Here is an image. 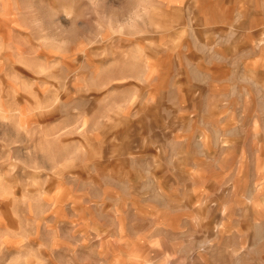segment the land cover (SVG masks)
<instances>
[{"label":"rangeland","instance_id":"374dc122","mask_svg":"<svg viewBox=\"0 0 264 264\" xmlns=\"http://www.w3.org/2000/svg\"><path fill=\"white\" fill-rule=\"evenodd\" d=\"M0 264H264V0H0Z\"/></svg>","mask_w":264,"mask_h":264}]
</instances>
